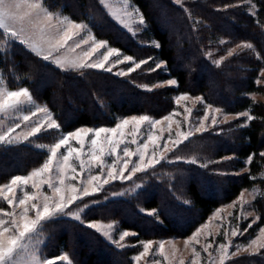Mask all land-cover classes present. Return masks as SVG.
I'll use <instances>...</instances> for the list:
<instances>
[{
    "label": "trees",
    "instance_id": "1",
    "mask_svg": "<svg viewBox=\"0 0 264 264\" xmlns=\"http://www.w3.org/2000/svg\"><path fill=\"white\" fill-rule=\"evenodd\" d=\"M130 1L139 8L145 21L138 39L117 27L98 0H46L44 3L51 10L63 11L74 21L88 22L98 38L136 60H151L134 75L121 78L101 71L64 72L15 43L5 50L0 61L8 84L12 88L30 89L36 101L51 108L63 132L83 126H112L117 118L129 115L165 114L171 110L172 96L177 93L200 95L207 103L229 113L248 110L254 117L248 125L221 138L214 135L208 138L207 134L203 140L201 136L193 150L214 160L233 156L231 165L235 171L243 168L244 160L250 158L249 171L224 179L199 165L185 163L191 155L188 145L193 144L188 142L180 147L179 153L170 155L174 161L159 164L142 175V188L129 198L93 196L80 204L84 206L81 221L61 218L43 227L48 233L45 251L48 256L64 251L70 255L72 264L131 263L130 256L135 250L117 249L108 244L84 225L89 221L116 222L120 229L136 233L132 242L185 238L243 189L256 185L264 189V183L257 179L264 168L261 155L264 153V105L245 97L262 90L254 80L264 66V0H254L257 18L249 15L243 5L231 6L240 0H200L184 8L170 0ZM239 43H251L253 49L235 54L219 66H214L205 56L206 51L223 53ZM156 60L165 63L167 73L147 72ZM168 78L176 80V88L142 90L143 86ZM48 139L41 136L37 140ZM207 139L211 141L207 145L209 149L204 148ZM45 158V151L30 144L0 146V184L14 175L27 173ZM205 190L214 192L210 195ZM180 196L186 202L179 201ZM254 205L259 220L252 231L264 226V193ZM141 209L156 211L158 216L144 215L139 212ZM232 264H264V254L239 258Z\"/></svg>",
    "mask_w": 264,
    "mask_h": 264
},
{
    "label": "rangeland",
    "instance_id": "2",
    "mask_svg": "<svg viewBox=\"0 0 264 264\" xmlns=\"http://www.w3.org/2000/svg\"><path fill=\"white\" fill-rule=\"evenodd\" d=\"M170 1L184 8L188 3L200 0ZM41 2L44 8L52 14V21H44L42 18L37 20L34 25L28 26V31L20 37L21 40H26L27 42L22 44L16 41L15 43L34 56L36 55L32 51L31 45H35L38 49L43 50L49 54V61H44L42 57L38 58L52 67L64 72L101 71L117 77L128 78L134 75L143 65L150 64V59H143L141 61L148 60L149 63L142 64L140 68L131 71L130 69L134 67V62L140 61L111 46L107 40L98 38L88 22L74 21L61 10H51V8L45 5L44 0H41ZM98 2L104 13L108 15L109 19L117 27L124 30L133 38L138 39V35L144 30L145 21L143 24L139 23L140 17H143V15L137 6L130 0H98ZM237 5H243L249 15L257 18L258 7L254 0H240L231 6ZM69 22L78 23L83 27L71 29L73 38L63 45V47L55 46V41L63 35L64 30H68ZM2 31L0 30V33ZM83 41H87V43H83ZM94 42H106V45L104 48L92 53L91 49L94 46ZM15 43L7 36H0V61L5 50ZM77 44H79V47H77ZM150 44L157 47V43L155 42H151ZM245 44L247 43L236 44L231 48H227L223 53H219L217 50H209L206 51L205 56L215 66L218 61L220 64L235 54L251 50L245 48ZM108 47L116 49L119 53V55L109 57L108 62L105 64V68L112 67L111 72L100 68L73 67L70 63L71 61L82 64L96 63L102 60L103 55L107 53ZM233 48H235V52L229 56L228 52ZM86 53L90 55H85ZM124 57H131L132 59L126 60ZM157 65H159L157 70L167 73L163 61L156 60L151 64V68ZM149 69L147 72H155L149 71ZM262 73H264V66L260 68L254 80L255 84L262 88L261 92L249 93L245 97L253 103L264 105V74ZM171 80L175 79L168 78L157 81L152 86H143L142 90L152 91L164 88H176L177 83L170 84L169 81ZM48 84L50 85L49 81ZM23 89L28 90L32 96V102L27 103L26 98L21 97L23 103L15 110L0 112V133H8L10 128H15L16 124H20L19 128H15V131L9 133L7 136V140H10L11 143L0 142V146L30 144L38 150L45 151L46 158L41 164L32 168L27 173L14 175L5 183L0 184V189H4L0 192V219L10 220L11 217L4 216L2 213L11 212L18 223L22 224L21 213H23L25 207L29 208L28 218L31 220L35 218V210L32 209V205H36L42 211L43 205L47 203L51 211V206L59 202L61 197H64L65 200L73 196L78 198L67 209L69 215L54 216L51 219L41 221L37 225L36 230L30 233L23 241L24 246L18 249L15 256L16 264H46L48 260H53L54 264H67V262L59 259L63 255H68L70 258L67 252L62 251L57 256H48L45 252L47 250L46 241L48 233L44 231L45 228L43 229V227L47 223L61 218L81 221V211L84 209V206L80 204L93 196L105 195L109 198H129L142 188L143 184L140 182L142 175L159 164L174 161L175 159H171L170 155L174 152L176 154L179 153L180 147L188 142H193V144L188 145L190 146L191 155L187 161H184L185 163L199 165L200 168L207 170L210 174L224 179L236 177L249 171L250 158L244 160L243 168L235 171L231 165V161L234 159L233 156L214 160V158L202 154L198 150H193L195 148L193 146L197 142L196 140L201 138V136L203 140H206L205 135L207 134L208 138L211 137L210 135H214L213 137L220 136L219 138H221L223 134L232 133V131L248 125L251 120L247 119V115H240L244 113L250 114L248 110L229 113L221 107L207 103L200 95L177 93L172 96L171 110L158 116L147 115L149 121L141 124L139 129L130 123L124 126V128L118 129L115 134L107 132L101 133L99 137H96L95 131L101 127L107 129L115 128L125 119L130 120L133 116L139 117L146 114L119 117L112 126H83L70 132H63L51 108L45 103L36 101L31 90L27 87L16 86L12 88L8 84L7 78L0 66V96H3L8 91H20ZM181 96H186L187 99L181 100ZM217 108L221 109V111L217 112ZM39 109H46L47 111H39ZM32 113H35V115H32ZM225 114H227L226 119ZM25 115L29 116L28 121L23 120ZM205 115L208 116L207 120H204ZM213 116L217 120L215 126L211 124ZM49 117L56 121L59 126L58 128L50 129L47 127ZM156 121H159V123H154ZM201 122L204 124L203 128L199 127ZM40 124L44 126L39 133L34 136H25L26 133L31 131L32 127ZM81 129L85 130L82 132L83 140L77 142V139L73 138L69 141L68 145V147L79 149V155L73 152L65 164L63 155L67 154V149L62 147L58 150L57 157L53 158L50 171L43 173L41 176L33 177L27 185L14 186V190L11 193L7 191L4 186L10 184L11 179L15 176L27 177L31 176L34 171H38L49 158L51 147L62 136ZM89 129L92 131L89 132ZM41 136H48L49 139L46 142L38 141L37 139ZM185 136H187L186 139ZM92 139L97 140L96 145L91 144ZM116 141H119V143H115L114 147V142ZM210 142L208 140L204 148L209 149L207 145ZM145 144L147 145L146 148L144 147ZM125 151L130 152L131 155L125 156ZM141 155L144 157L143 160L140 159ZM96 157H99V159H96ZM192 161L195 162L193 163ZM82 162L83 166H81ZM125 162H127V168L124 167ZM136 166L141 167L143 170L133 171ZM210 168L215 169L214 172L210 171ZM110 171L112 172V176H108ZM92 176H99L100 179L89 183ZM61 179H63V184L60 183ZM105 179H107V183H104ZM257 179L264 183V168ZM34 184L36 187H33ZM200 184L201 187H204L202 183ZM73 187L76 189L75 192L72 191ZM56 188H60L61 191L57 192ZM85 188L88 189L89 195L83 194ZM202 189L204 190V188ZM213 192L206 191L207 194H212ZM263 193L264 189L260 188L259 185L243 189L233 201L221 205L214 210L202 224L185 238L168 237L132 242V239L136 237V233L131 230L120 229L116 222L89 221L84 223V225L88 227L89 224H92L99 227L100 231H97L95 227L90 229L117 249L133 248L135 251L130 256V264H232L239 258L264 254V226L252 231V227L259 220L254 203ZM25 194L35 196L36 198L26 201L25 205H19V200L24 199ZM4 196L12 199L13 204L9 205ZM46 197L47 200H45ZM179 201L186 202V199L180 196ZM139 212L150 217L157 216L148 215L152 211H143L141 209ZM73 214H78L80 219L76 220ZM177 222L182 223L180 220H177ZM108 225L112 227L109 228ZM124 232L132 233V235L124 237L121 241L120 237ZM234 232L236 235H233ZM105 233H109V235H105ZM252 241H256V243L252 244ZM146 243L151 245L149 252L137 261L135 257L144 251V244ZM161 243L164 245L162 250L160 248ZM221 245L227 246L230 255L224 254L223 249L220 247ZM253 248L258 249L255 254H253ZM237 249L239 250L237 251Z\"/></svg>",
    "mask_w": 264,
    "mask_h": 264
},
{
    "label": "snow or ice",
    "instance_id": "3",
    "mask_svg": "<svg viewBox=\"0 0 264 264\" xmlns=\"http://www.w3.org/2000/svg\"><path fill=\"white\" fill-rule=\"evenodd\" d=\"M46 2V0H44ZM179 2V0H177ZM43 19L44 21H52L53 16L52 14L44 8L43 3L41 0H0V30H3L2 33H0V36H7L9 39L15 43L16 41H19L20 43H26V40H21L20 37L24 35L28 31V26L34 25V23L39 20ZM139 23L143 24L144 23V18L141 16ZM83 26L78 24V23H71L69 22V28L68 30H64L63 35L55 41V46L57 47H63V45L67 44L69 40L73 38V33L71 32V29H80ZM83 43H87V41H83ZM223 43V42H222ZM106 45V42H94V46L91 49L92 53H95L101 48H104ZM32 48V51L35 53L37 57H42L44 61H49V54L45 53L43 50L38 49L35 45L30 46ZM77 47H79V44H77ZM159 47V45H157ZM239 47V45H237ZM245 48L247 49H253V45L251 43H247L244 45ZM235 52V48H233L231 51L228 52V55L231 56ZM85 55H90L89 53H86ZM113 55H119L118 51L116 49H113L111 47H108L107 53L103 55L102 60L96 62V63H90V64H82V63H77L75 61H71L70 63L72 64L73 67H78V68H100L105 71H112V67L105 68V64L108 62L109 57ZM126 60H131V57H124ZM149 63L148 60L140 61V62H134V67H132L130 70L135 71L137 68H140L142 64H147ZM217 66H219V61L217 62ZM159 65L156 67L150 68L149 71H156ZM264 74V73H262ZM170 84H175V80L169 81ZM21 97L26 98L27 103L32 102V96L28 92V90L23 89L20 91H8L6 94L3 96H0V112H5L7 110H15L19 105L23 103L21 101ZM181 100L187 99L186 96H181ZM199 99V98H197ZM39 111H47L46 109H39ZM217 112H220L221 109L217 108ZM32 115H35V113H32ZM240 115H247L248 120H252L254 117L251 116L250 114L244 113ZM227 118V114H225V119ZM208 116H204V120H207ZM24 121L29 120V116L25 115L23 117ZM149 121V117L147 115L143 116H133L131 117L130 120L125 119L122 121V123L118 124L115 128L107 129V128H99L98 130L95 131V136L99 137L101 133H107L111 132L115 134L118 129L124 128V126L128 124H134L137 129L143 124L144 122ZM154 123H159V121H156ZM211 124L215 126L217 124V120L215 116L212 117L211 119ZM43 124H40L38 126H34L31 128V131L29 133H26L25 136L27 135H36L41 131V128L43 127ZM20 124H16L15 128H19ZM47 127L50 129H55L58 128L59 126L57 125L55 120H52L50 117L48 118V123ZM200 128L204 127V124L201 122L199 125ZM15 128H10L8 130V133H0V142H7L11 143L10 140H7V136L9 133L15 131ZM198 130V129H197ZM85 130L81 129L78 131H75L73 133H70L66 136H62L58 142L54 143V145L51 147L50 151V156L47 159V161L43 164L41 168H39L38 171H34L31 176L27 177H22V176H15L14 178L11 179L10 184L5 185L4 187L7 189L9 193H11L14 190V186H20V185H27L29 180H31L33 177L41 176L43 173H46L50 171L53 158H56L58 155V150H60L62 147L67 149V154L63 155V161L65 164L69 160V157L72 156L73 152H76L79 155V149H74L72 147H68L69 141L72 140L73 138L77 139V142H80L83 140L82 132ZM89 132L92 130L89 129ZM187 136H185V139ZM115 143H119V141L114 142V147ZM92 145L97 144L96 139L91 140ZM144 147L146 148L147 145L145 144ZM125 156H130L131 153L128 151L124 152ZM264 156V153L261 154ZM96 159H99V157H96ZM141 160L144 159L143 155L140 157ZM193 163L195 161H192ZM81 166H83V162L81 163ZM125 168H127V162H125L124 165ZM143 169L139 166H136L133 171H142ZM108 176H112V172L110 171L108 173ZM99 176H92L89 180V183L93 180H99ZM107 179L104 180V183H107ZM60 183L63 184V179L60 180ZM33 187H36L34 184ZM4 189H0V192H2ZM57 192H60V188L55 189ZM72 191L75 192L76 189L75 187L72 188ZM84 195H89L90 193L88 192V189L85 188ZM36 197L32 195H27L25 194L24 199L19 200V205H25L26 201L28 200H34ZM78 197L73 196L67 200L64 199V197L60 198V201L57 203H54L51 206V211H50V206L45 203L43 205L42 211L40 210L39 207L36 205H32V209L35 210V218L29 220L28 218V212L29 208L25 207L23 213H21V220L23 221L22 224L18 223L17 219L15 218L14 214L11 212H3L2 215L11 217L10 220H4L0 219V264H16L15 256L17 254L18 249L22 248L23 241L25 240L26 237L32 232L36 230L37 225L40 224L41 221L51 219L54 216H67L69 215V212L67 209L71 206L72 203L75 202V200ZM4 199L8 201L9 205L13 204V200L10 199L8 196H4ZM47 200V197L45 198ZM74 218L76 220L80 219V216L78 214H73ZM148 215H157L158 213L155 211L149 212ZM89 228H96L97 231H100L99 227L96 225L89 224ZM109 228H111V225H108ZM105 235H109V233H105ZM129 235H132V233L129 232H124L123 235L120 237V240L122 241L124 237H127ZM233 235H236L234 232ZM256 241H252V244H255ZM151 245L150 244H144V251L140 253L135 259L139 261L141 257L145 256L150 249ZM164 245L163 243L160 244L161 250L163 249ZM221 249H223L225 255H230L228 253L227 246L221 245ZM239 249H237L238 251ZM258 251V249L253 248V254ZM61 261L67 262V264H72L70 258L68 255H63L59 257ZM46 264H54L53 260H48Z\"/></svg>",
    "mask_w": 264,
    "mask_h": 264
}]
</instances>
